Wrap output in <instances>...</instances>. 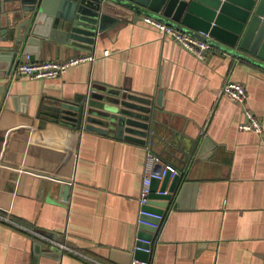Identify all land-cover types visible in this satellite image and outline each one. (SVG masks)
<instances>
[{
  "label": "crops",
  "instance_id": "crops-1",
  "mask_svg": "<svg viewBox=\"0 0 264 264\" xmlns=\"http://www.w3.org/2000/svg\"><path fill=\"white\" fill-rule=\"evenodd\" d=\"M81 54L95 61L58 79L12 81L0 65V212L76 252L0 221V264H131L147 146L186 177L163 209L150 263L264 264V69L216 49L200 60L142 17L100 35L93 52L40 60ZM229 80L246 88L244 106L222 95ZM100 85L152 100L146 144L38 116L41 104ZM247 109L263 134L240 130ZM196 141L200 157L190 156Z\"/></svg>",
  "mask_w": 264,
  "mask_h": 264
},
{
  "label": "water",
  "instance_id": "water-1",
  "mask_svg": "<svg viewBox=\"0 0 264 264\" xmlns=\"http://www.w3.org/2000/svg\"><path fill=\"white\" fill-rule=\"evenodd\" d=\"M145 15L264 69V0H0V65L9 71L26 58L38 62L53 50L59 53L67 48L93 52L100 35ZM154 115L151 99L102 85L92 86L75 101L43 103L38 113L67 130L97 132L140 144L150 138ZM198 144L194 143L190 156L204 154ZM185 178L181 172L173 178L167 174L160 189L167 194H158L160 182L153 180L147 209L164 214ZM191 183L187 178L183 188ZM145 220L158 222L150 217ZM139 227L136 257L146 260L149 255L143 249L149 245L142 240L153 239L156 230L145 224Z\"/></svg>",
  "mask_w": 264,
  "mask_h": 264
},
{
  "label": "built area",
  "instance_id": "built-area-1",
  "mask_svg": "<svg viewBox=\"0 0 264 264\" xmlns=\"http://www.w3.org/2000/svg\"><path fill=\"white\" fill-rule=\"evenodd\" d=\"M142 21L144 24L152 26L160 31L163 37L172 39L179 43L185 50L192 53L200 60H205L210 51L213 49L212 46L197 35L186 33L179 28L168 24L161 19L145 15L142 16ZM201 35H204L201 33ZM208 37V35H205ZM95 61L93 55H77L64 60H45L38 62H24L14 65L10 71V78L12 81L18 78H27L30 80H44V79H58L63 76L70 68L85 64L92 63ZM222 95L231 101L244 106L247 100L246 88L238 82L227 81L222 88ZM0 110V114H1ZM247 121L240 124V130L246 132H254L256 134H263V126L258 118L251 110H246ZM261 144L264 146V136L261 139ZM146 168L145 174L141 187V194L139 197V226L145 224L147 226L153 227L156 232L161 228L164 220L165 214L154 213L149 211L147 207L151 202L152 182L153 180H158L162 182L167 174H171V178L179 174V170L172 164L164 161L159 155L155 154L150 147H146ZM158 194H167V192L157 191ZM146 217L155 218L158 220L157 223L145 220ZM0 221L5 222L16 227L24 228L32 235L46 240L47 242L56 245L62 251H70L76 253L73 249L68 247L65 243L58 242L54 239L48 238L47 236L38 233L36 230L27 229L20 224L14 222L8 214L0 212ZM154 233V236L156 234ZM142 240L149 245L148 248H144L147 254H152V242L154 240ZM140 240V239H139ZM139 248L136 246L135 251ZM81 257H86L80 254ZM131 264H151L149 259L141 260L137 257L133 258Z\"/></svg>",
  "mask_w": 264,
  "mask_h": 264
}]
</instances>
